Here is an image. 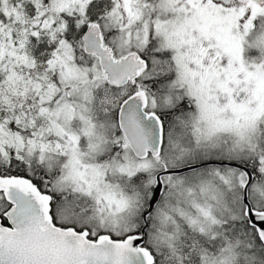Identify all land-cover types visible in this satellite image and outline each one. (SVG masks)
<instances>
[{
	"label": "snow or ice",
	"instance_id": "obj_1",
	"mask_svg": "<svg viewBox=\"0 0 264 264\" xmlns=\"http://www.w3.org/2000/svg\"><path fill=\"white\" fill-rule=\"evenodd\" d=\"M0 264H264V0H0Z\"/></svg>",
	"mask_w": 264,
	"mask_h": 264
}]
</instances>
